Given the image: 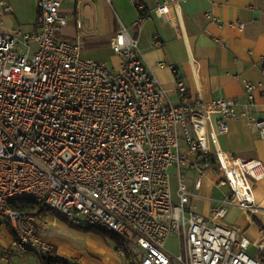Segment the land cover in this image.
<instances>
[{
	"label": "built area",
	"instance_id": "2783aa9c",
	"mask_svg": "<svg viewBox=\"0 0 264 264\" xmlns=\"http://www.w3.org/2000/svg\"><path fill=\"white\" fill-rule=\"evenodd\" d=\"M131 1L140 23L152 16ZM183 1L164 0L153 12L173 24ZM36 3L37 29L0 34V222L14 233L0 263L33 254L42 264L54 248L43 219L58 212L77 226L118 234L133 264H264L249 253L250 239L224 223L232 206L258 209L254 189L264 180V163L230 155L219 142L233 119L264 139L261 88L246 81L243 99H192L180 70L159 62L176 76L169 93L128 27L113 38L121 57V68L113 69L83 59L80 43L60 36L70 19L62 0ZM210 175L228 191L205 215L196 199ZM14 203H32L40 213ZM171 238L177 253L167 247Z\"/></svg>",
	"mask_w": 264,
	"mask_h": 264
},
{
	"label": "crops",
	"instance_id": "0c3cea01",
	"mask_svg": "<svg viewBox=\"0 0 264 264\" xmlns=\"http://www.w3.org/2000/svg\"><path fill=\"white\" fill-rule=\"evenodd\" d=\"M163 1L140 0L145 11L152 13L140 23L131 0H62L63 11L70 19L60 36L79 42L83 59L120 69L121 57L113 51L112 41L124 25L139 40L144 60L169 93L175 88L176 76L170 66L159 67V62L180 70L192 99H243L245 82L255 83L261 88L256 92L258 111L264 115V0H185L178 16L173 15V24L153 12ZM38 13L36 0H0V34L15 28L37 29ZM228 124V132L219 137L221 149L243 160L260 159L264 163V139L256 129L241 119ZM215 181L217 176H208L198 191L196 203L205 215H209L213 199L222 198L228 191ZM188 182L192 186L191 178ZM254 191L258 209L250 212L232 206L224 223L240 229L251 241L249 253L264 259V180L255 185ZM51 223L54 226L48 224L47 230L53 229L45 237L59 256L77 264H129L113 241L92 231H75L56 216ZM54 233L61 238L53 237ZM11 242L7 228L2 227L0 253ZM31 257L34 264L36 258L33 254ZM18 260L20 264L29 263L14 255L11 264Z\"/></svg>",
	"mask_w": 264,
	"mask_h": 264
},
{
	"label": "trees",
	"instance_id": "16d2710c",
	"mask_svg": "<svg viewBox=\"0 0 264 264\" xmlns=\"http://www.w3.org/2000/svg\"><path fill=\"white\" fill-rule=\"evenodd\" d=\"M13 207L20 209L22 211H26L27 213H30V214H34V215H37L40 213L37 206H35L32 203H29L27 206H24V205L22 206V205L14 203ZM60 216L62 218H64L62 220H66L64 215L60 214ZM69 224L74 226L73 223H71L70 221H69ZM7 225H8L7 227L12 231L10 224L8 223ZM1 227L2 226H1V222H0V231H1ZM81 228H83V227H81ZM83 229L86 231L95 232V233L103 236L104 238H107V239L113 241L116 250L118 249V247H121L125 251L124 252L125 259L128 261L129 264H133L130 262V260L132 258L131 252L127 248L126 244L120 239L118 234H116L115 232L106 231V230L98 229V228H85L84 227ZM41 262H42V264H77L73 261H69V260L59 256L57 253V249L55 247L51 251H49L45 256L41 257Z\"/></svg>",
	"mask_w": 264,
	"mask_h": 264
},
{
	"label": "rangeland",
	"instance_id": "374dc122",
	"mask_svg": "<svg viewBox=\"0 0 264 264\" xmlns=\"http://www.w3.org/2000/svg\"><path fill=\"white\" fill-rule=\"evenodd\" d=\"M171 173L173 174L172 175V180H171V186H172V189H173V194H174V197H175V201H176V192H177V188H178V178H177V176H176V174H175V169L174 168H172L171 169ZM62 215H64V214H62ZM58 217V219H60V220H62V219H64V218H62L61 216H60V213H58V212H51V213H49V215H48V217H46V218H44L43 220L45 221H47V223L48 224H50L51 226H54L53 225V223H51L52 221H53V219H54V217ZM64 217L66 218V220H62L66 225H68L69 227H72L73 228V230H75V231H83V232H85L86 230H84L83 228L85 227V226H77V225H75V224H73L74 226H72L71 224H69V219L67 218V216L66 215H64ZM42 220V221H43ZM42 221H41V226H42ZM51 221V222H50ZM8 225H3V227H5V228H7V231L9 232V234L11 235V238L13 239L14 238V233L7 227ZM81 227H83V228H81ZM85 228H89V227H85ZM53 229V227L51 228L50 227V229L48 230L49 232L51 231ZM3 230H5L4 228H3ZM6 232V231H5ZM5 235H6V233H5ZM53 237H57V238H61V234H55L54 233V236ZM47 237H45V239H46ZM47 240V239H46ZM3 245V244H2ZM167 247H168V249L171 251V252H173V253H177L178 252V240L176 239V238H171L169 241H168V243H167ZM15 255H17V257H20L22 260H23V262L24 263H26L28 260V264H33V262H34V257H31V254L28 256H23L24 254H15ZM22 255V256H21ZM35 256V255H34ZM14 257V255H12L11 256V259ZM35 258H36V256H35ZM11 259H10V261H9V264H11L12 262H11ZM37 259V258H36ZM14 262H15V260H14ZM0 264H2V263H0ZM16 264H20V262H19V260L18 261H16Z\"/></svg>",
	"mask_w": 264,
	"mask_h": 264
},
{
	"label": "bare ground",
	"instance_id": "6f19581e",
	"mask_svg": "<svg viewBox=\"0 0 264 264\" xmlns=\"http://www.w3.org/2000/svg\"><path fill=\"white\" fill-rule=\"evenodd\" d=\"M49 228V227H48Z\"/></svg>",
	"mask_w": 264,
	"mask_h": 264
}]
</instances>
